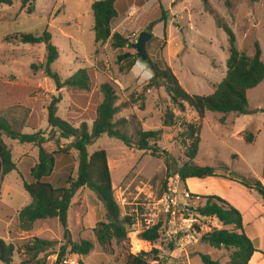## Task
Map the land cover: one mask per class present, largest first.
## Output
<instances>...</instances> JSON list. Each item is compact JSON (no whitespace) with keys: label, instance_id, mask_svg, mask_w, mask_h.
Instances as JSON below:
<instances>
[{"label":"rangeland","instance_id":"rangeland-1","mask_svg":"<svg viewBox=\"0 0 264 264\" xmlns=\"http://www.w3.org/2000/svg\"><path fill=\"white\" fill-rule=\"evenodd\" d=\"M96 0H36L33 13L21 2L4 5L0 20V114L10 120L22 132L42 131L49 140L43 145L48 152L69 145L72 139H64L52 133L48 124V106L53 95L61 94L58 115L74 126L86 121L93 126L97 104L101 101L99 86L108 82L116 90L119 112L114 121L126 119L122 127L136 139V128L161 130V147L169 151L170 166L166 156H154L151 151L128 147L121 140L106 134L96 139L89 153L105 149L111 169L114 196L120 206L121 218L127 220V239L119 243L115 238L103 248L96 237L95 228L108 221L107 210L98 194L83 187L74 196L68 214L69 229L74 241L89 239L95 248L87 256L72 253L64 258L76 260L69 264H126L130 253L159 250L160 259L152 264H204L200 253L211 255L221 264H230L233 249L215 248L201 241V236L213 228L224 226L216 218L199 214L205 204L203 197L186 196L191 193L176 173L186 157V147L177 139L185 118L196 117V112L185 105L184 109L172 103L165 87L144 88L153 76L149 60L137 58L128 68V62L119 61V55L137 54L134 44L139 34L146 30L154 37L147 44L149 59L162 56L181 86L191 94L208 95L227 74L229 57L228 35L216 23L217 15L228 24L237 38V48L248 55L255 53L258 41L264 60V0H118V17L113 33L126 39V47L116 48L113 39L95 42L92 4ZM167 11L166 36L161 21V8ZM214 11V14L210 11ZM45 30L52 34L60 57L52 68L64 80L80 68L93 67L97 83L87 95L74 103L73 92L58 88L54 80L38 67L46 60L44 43H22L20 33L41 35ZM82 94V96H83ZM248 114L207 111L202 141L196 164L211 165L224 173L226 164L230 172L245 177L263 178L264 170V81L248 91ZM174 113L176 125L165 126L163 116ZM237 117V122L232 119ZM235 120V121H236ZM244 137L252 133L253 141L240 140L234 131L246 128ZM56 134V135H55ZM12 151L16 170L0 178V237L15 248L12 264H59L61 246L66 243L64 229L58 218L36 221L24 229L20 210L31 202L24 182H32L31 168L38 162L40 148L33 143H21L3 135ZM75 157L78 152L72 150ZM237 154L242 155V159ZM171 167V168H170ZM78 161L60 169L46 178L55 186H65L69 175L77 177ZM213 194V193H209ZM238 204H242L248 218H256L261 225L263 238L254 239V245L264 250V199L257 190L246 187L232 188L225 192ZM206 195V194H205ZM175 198L177 204L166 201ZM175 211V214L172 211ZM240 210V209H239ZM241 211V210H240ZM161 222V236L155 242L145 241L139 234ZM54 242L42 252H30L25 248L35 239ZM78 261V262H77ZM255 258L253 260V263ZM4 264V263H0ZM63 264V261L62 263Z\"/></svg>","mask_w":264,"mask_h":264},{"label":"trees","instance_id":"trees-1","mask_svg":"<svg viewBox=\"0 0 264 264\" xmlns=\"http://www.w3.org/2000/svg\"><path fill=\"white\" fill-rule=\"evenodd\" d=\"M36 0H0V20L1 8L4 5L11 6L15 2H21L28 12L33 13ZM118 0H96L92 4L94 15L95 42H106L113 39V46L116 48L126 47L127 39L120 33H113L114 21L118 17ZM205 1V0H204ZM257 1V0H252ZM206 2V1H205ZM229 5L228 0H226ZM161 8V21L164 23V35L166 36L167 11L163 5ZM213 14L214 11L210 10ZM216 23L223 28L228 35L229 57L227 59V74L217 85L213 93L208 95L191 94L180 84L177 76L166 60L160 56L157 60L149 59L153 70V76L148 79L144 88L165 87L171 101L181 109L188 105L196 112V117L185 118L181 123V130L177 139L186 147L184 156L187 158L183 165L177 169L176 173L180 180L186 183L189 178L225 177L236 180L245 187L257 190L264 199V184L254 177L239 176L234 177L228 172L230 168L224 164L221 168L224 173H218L217 168L211 165L196 164L195 159L200 150L202 141V131L204 128L207 111L219 112L222 114L237 113L248 114L249 108L248 91L257 87L264 81V60L263 51L258 41L255 42V53L248 55L237 48L236 34L232 28L217 15ZM22 43L39 44L44 43L46 49V60L39 67L32 64L33 68H42L48 77L52 78L58 88H68L73 92L74 103L80 102L85 105L88 97L83 93L91 92L97 83L96 70L93 67H85L77 70L73 75L62 79L58 72L54 71L52 65L59 59L58 47L52 41V34L45 30L41 35L34 33H20L18 35ZM138 56L136 53L127 52L119 55V61L128 62L130 69L136 64ZM83 94V96H82ZM101 101L97 104L95 119L92 128L86 121L78 127L68 120L58 115V104L62 99L61 94L53 95L48 106V124L51 132L58 133L61 138L72 139L69 145L60 146L52 152L44 148V144L49 140L42 131L22 132L15 128L10 120L0 114V178L16 170L17 166L13 160L10 147L5 142L3 135L21 143H33L40 148L38 162L31 168L32 182H24V187L31 196V202L24 206L19 212V219L24 229H29L36 221L58 218L63 229L66 243L61 246L58 255L59 264L65 259L67 250L81 256H87L95 248L93 241L81 239L74 241L69 229L68 214L72 200L78 190L88 187L95 191L105 204L107 210L106 222H101L95 228V234L99 244L107 248L112 239L119 243L125 241L128 236L127 220L121 218L120 206L114 196L113 180L109 166L108 154L105 149L96 150L89 153L88 147L99 137L106 134L115 137L128 147H135L139 150L151 151L154 156H166L168 168L170 166L169 151L161 147V130H145L141 125L136 128V139L122 129L127 124L126 119L114 121L119 112L117 93L113 85L104 82L99 86ZM178 117L173 112L167 111L164 116V125H176ZM56 135V134H55ZM247 142L253 141V134L245 136ZM78 152L76 158L72 150ZM78 161L77 177L69 175L65 186H55L46 178L54 172L73 165ZM171 168V167H170ZM264 179V170H263ZM192 197H203L206 199L204 205L197 210L199 214L207 218H216L224 226L232 228H213L211 231L201 236V241L210 244L215 248L233 249L230 255V264H248L253 254L258 251L251 236L248 233L247 225L244 223L242 212L227 199L215 194L200 195L190 193ZM162 223L158 222L152 227L142 231L139 236L149 242L157 241L161 236ZM54 245L53 241L37 238L32 245L25 248L30 252H42ZM15 248L13 244L7 243L0 237V263L12 264ZM264 254V250H261ZM200 258L204 264H221L211 255L200 253ZM160 259L159 250L141 251L130 253L126 264H152V261ZM80 264H84L80 261Z\"/></svg>","mask_w":264,"mask_h":264},{"label":"crops","instance_id":"crops-1","mask_svg":"<svg viewBox=\"0 0 264 264\" xmlns=\"http://www.w3.org/2000/svg\"><path fill=\"white\" fill-rule=\"evenodd\" d=\"M237 117L232 119V123L237 122ZM236 120V121H235ZM247 131V126L246 128H239L233 133H235L238 137H240V140H245V137L243 133ZM238 158L242 159L241 154H237ZM218 173H222L221 171L217 170ZM239 176H241L239 174ZM238 178V177H237ZM262 183L264 184V179H261ZM186 188L194 194H200V195H208L209 193H213L215 195H218L222 198L227 199L229 202H231L234 206H236L238 209L241 210L244 218V223L247 225L248 233L251 236L252 240L256 238H263L262 232L260 230V224L256 221V218L254 219L253 217L248 218L244 212V208L242 204H238L236 200H234L232 197H229L225 194V192L230 191L232 188H236L237 186L239 187H245L241 183H239L236 180H232L229 178L225 177H207L204 179L201 178H189L187 179L185 183ZM247 188V187H246ZM249 189V188H248ZM253 190V189H251ZM256 247V246H255ZM258 251H256L251 260L249 261L248 264H264V254L261 252V248H258ZM255 258V261L253 263V260Z\"/></svg>","mask_w":264,"mask_h":264},{"label":"water","instance_id":"water-1","mask_svg":"<svg viewBox=\"0 0 264 264\" xmlns=\"http://www.w3.org/2000/svg\"><path fill=\"white\" fill-rule=\"evenodd\" d=\"M153 37V33L144 30L139 34L137 42L133 45L134 48L137 50V56L144 61L149 60L147 44L153 39ZM231 175L234 177H239V175L236 173H231Z\"/></svg>","mask_w":264,"mask_h":264},{"label":"built area","instance_id":"built-area-1","mask_svg":"<svg viewBox=\"0 0 264 264\" xmlns=\"http://www.w3.org/2000/svg\"><path fill=\"white\" fill-rule=\"evenodd\" d=\"M186 196L189 197V196H190V193H189V192H186ZM166 201H167V202H171L173 206H175V205L177 204L176 199H175V198H172V197H170V196H168V197L166 196ZM172 213L175 214V211L173 210ZM73 261L76 262V260H74V259L65 258V259L63 260V264H69V263H71V262L73 263ZM77 262H78V261H77Z\"/></svg>","mask_w":264,"mask_h":264}]
</instances>
